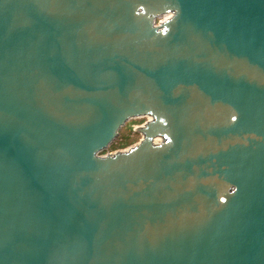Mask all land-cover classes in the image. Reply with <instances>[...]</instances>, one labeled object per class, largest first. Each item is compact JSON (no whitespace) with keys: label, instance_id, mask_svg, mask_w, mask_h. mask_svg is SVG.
Instances as JSON below:
<instances>
[{"label":"water","instance_id":"water-1","mask_svg":"<svg viewBox=\"0 0 264 264\" xmlns=\"http://www.w3.org/2000/svg\"><path fill=\"white\" fill-rule=\"evenodd\" d=\"M0 264H264V0H0Z\"/></svg>","mask_w":264,"mask_h":264},{"label":"rangeland","instance_id":"rangeland-1","mask_svg":"<svg viewBox=\"0 0 264 264\" xmlns=\"http://www.w3.org/2000/svg\"><path fill=\"white\" fill-rule=\"evenodd\" d=\"M164 18H157V24ZM152 116L143 115L130 119L122 126L115 140L103 151L100 152L101 155H106L110 153H115L119 151L127 150L135 145H137L143 139V133L140 128L144 126L148 121H150ZM158 138V137H156ZM155 138V139H156ZM162 140L159 137V142Z\"/></svg>","mask_w":264,"mask_h":264},{"label":"bare ground","instance_id":"bare-ground-1","mask_svg":"<svg viewBox=\"0 0 264 264\" xmlns=\"http://www.w3.org/2000/svg\"><path fill=\"white\" fill-rule=\"evenodd\" d=\"M172 15V13H166L163 18H169ZM159 140V137L155 139V141L157 142Z\"/></svg>","mask_w":264,"mask_h":264}]
</instances>
